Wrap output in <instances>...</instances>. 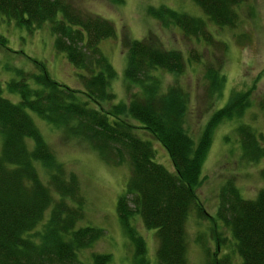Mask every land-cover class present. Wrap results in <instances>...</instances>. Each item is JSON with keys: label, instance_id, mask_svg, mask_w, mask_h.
Instances as JSON below:
<instances>
[{"label": "trees", "instance_id": "16d2710c", "mask_svg": "<svg viewBox=\"0 0 264 264\" xmlns=\"http://www.w3.org/2000/svg\"><path fill=\"white\" fill-rule=\"evenodd\" d=\"M193 1L205 20L163 4L147 12L164 26L174 23L185 36L209 43L206 21L218 27L232 25L234 5L248 0ZM0 15L31 29L48 21L52 48L78 70L79 81L77 88L59 84L40 60H33L34 71L14 69L13 76L0 82V264H81L75 251L102 234L91 225L76 226L82 216L78 182L56 161L31 112L66 137L85 141L99 160L111 165L127 160L124 192L114 205L122 231L141 253L142 238L130 225V217L136 215L143 228L154 230L157 264H185L186 214L194 209L196 216H205L193 190L200 180L210 131L219 119L239 112L244 105L240 93L214 109L198 137L191 139L181 125L187 93L177 85L160 89V75L155 72L179 74L184 67L180 52L161 49L149 37H121L126 55L123 76L137 90L124 103H112L107 83L114 70L97 46L101 38L115 35L110 22L61 0H0ZM5 43L0 37V46ZM203 72L205 92L217 94L222 75L211 65H205ZM2 90L16 94L17 100L3 96ZM259 106L264 121V102ZM127 117L137 121L135 125ZM136 128H140L138 133ZM238 131L244 159L264 154L252 132ZM142 133L162 146L172 170L154 162V149ZM255 194L252 199L241 197L230 179L221 183L216 194L214 216L228 228L240 264H264V189ZM106 257L100 253L91 262L105 264Z\"/></svg>", "mask_w": 264, "mask_h": 264}, {"label": "rangeland", "instance_id": "374dc122", "mask_svg": "<svg viewBox=\"0 0 264 264\" xmlns=\"http://www.w3.org/2000/svg\"><path fill=\"white\" fill-rule=\"evenodd\" d=\"M61 1L68 2L77 11L100 15L113 25L115 35L101 38L97 43L99 52L114 70L112 79L107 83L114 97L112 103H124L129 94L137 90L136 85L128 82L122 72L126 55L119 41L124 36L135 40L149 37L161 49H174L181 53L184 67L179 74L155 72L160 75V89L177 85L183 93H187L181 125L191 139L198 137L199 130L214 109L223 106L237 92L240 93L244 105L238 113L219 119L212 127L209 147L200 163V180L193 191L205 216H196L192 209L183 223L185 264H212L214 258L217 259L215 264H240L241 259L232 245L234 240L214 212L217 208V191L225 180H232L238 194L245 199H252L258 190L264 189V154L255 160L244 159L241 132L238 131L241 128L252 132L254 142L264 148L263 110L259 106L260 102H264V0H248L234 5L236 19L232 25L218 27L206 21L205 28L213 40L209 43L195 36H185L174 23L164 26L147 12V8L163 4L173 11H182L205 20L203 12L193 0ZM14 23L0 15V37L6 40L4 47L0 46V82L4 83L9 76H13L14 69L34 71L32 61L40 60L49 77L59 84L77 88L78 70L68 63L60 51L52 48L49 22L38 23L32 29ZM222 42L224 51L221 50ZM205 65L216 66L223 77L222 85L213 96L205 92ZM2 92L8 99L17 100L16 94ZM29 116L54 153L56 161L62 164L67 173L74 174L78 182L82 216L78 218L76 226L91 225L101 229L102 234L88 247L75 251L77 260L81 264H92V257L101 253L108 256L105 264H157L154 230L143 228L136 215L130 217V225L143 241L142 252L137 253L133 241L126 237L116 219L114 205L118 195L124 192L129 172L128 161L116 165L105 163L88 148L85 141L66 137L65 133L54 126L50 127L33 112ZM127 119L133 125L137 122L129 117ZM139 129L136 128L135 132L138 133ZM142 136L147 135L142 133ZM142 136L139 135L143 139ZM146 139L154 149V162L172 170L162 146L154 139Z\"/></svg>", "mask_w": 264, "mask_h": 264}]
</instances>
